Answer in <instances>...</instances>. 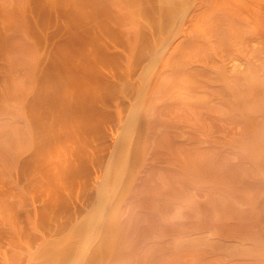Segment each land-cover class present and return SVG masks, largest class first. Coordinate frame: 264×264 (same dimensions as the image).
<instances>
[{
  "label": "bare ground",
  "instance_id": "obj_1",
  "mask_svg": "<svg viewBox=\"0 0 264 264\" xmlns=\"http://www.w3.org/2000/svg\"><path fill=\"white\" fill-rule=\"evenodd\" d=\"M0 264H264V0H0Z\"/></svg>",
  "mask_w": 264,
  "mask_h": 264
}]
</instances>
